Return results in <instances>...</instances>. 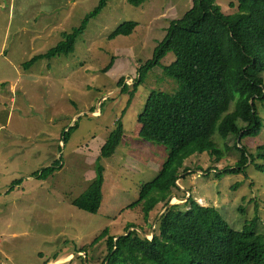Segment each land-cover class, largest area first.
<instances>
[{"label": "rangeland", "instance_id": "obj_1", "mask_svg": "<svg viewBox=\"0 0 264 264\" xmlns=\"http://www.w3.org/2000/svg\"><path fill=\"white\" fill-rule=\"evenodd\" d=\"M99 1L0 0V264H66L106 229L121 237L130 225L151 239L164 211L158 205L146 222L142 206L129 208L138 202L140 187L161 173L171 152L142 140L139 115L150 93L176 95L182 89L156 67L128 103L141 66L153 58L172 21L189 11L193 0H144L141 5L111 0L89 22L71 54L22 67L61 42L63 33L79 28ZM216 3L226 16L237 12L236 0ZM127 22L137 24L135 32L112 37ZM32 29L40 34L27 33ZM179 61L177 53H170L161 64L171 68ZM257 106L263 127L242 144L257 164H264V155H259L264 150L258 151L264 146V102ZM119 119L125 125L122 143L112 158L100 163L106 168L104 202L97 214L79 210L73 201L95 179L100 150ZM75 123L66 143L65 133ZM214 141L230 150L219 162L208 153L188 159L185 168L190 171L177 181L179 190L170 203L182 204L192 196L217 208L235 230L259 216L256 231L264 237V173L251 162L236 174L206 173L235 167L240 159L234 136L224 140L216 132ZM56 162L62 168L47 179L37 175ZM106 242L86 249L70 264L104 263Z\"/></svg>", "mask_w": 264, "mask_h": 264}, {"label": "trees", "instance_id": "obj_2", "mask_svg": "<svg viewBox=\"0 0 264 264\" xmlns=\"http://www.w3.org/2000/svg\"><path fill=\"white\" fill-rule=\"evenodd\" d=\"M110 1L100 0L79 28L63 33L61 42L46 53L34 56L22 67L29 69L38 61L71 54L89 22L98 17ZM129 1L136 5L144 2ZM236 1L237 12L226 16L216 0H193L189 11L181 19L172 21L153 58L140 68L129 105L139 85L156 67H162L182 89L176 95L165 91L150 93L139 115L142 140L171 150L161 173L140 187L138 202L129 207L142 206L146 222L158 205L165 208L170 204L174 190H179L177 181L190 171L185 168L188 159L205 153L216 162L224 158L230 148L223 150L218 146L214 141L216 132L224 140L235 137L240 159L235 167L221 171L212 168L206 173L215 170L216 175L236 174L245 170L250 162L264 173V164H257L242 144L245 137L257 136L263 127L257 102H264V0ZM232 6L236 5L232 3ZM136 27V23L127 22L112 37L132 35ZM170 53L180 56V61L171 68L161 64ZM124 83L122 81L121 85ZM128 89L127 85L124 90ZM76 126L75 123L66 131V143ZM124 135L125 125L119 119L100 150L95 179L73 201L79 210L90 214L100 210L106 172L100 163L116 154ZM263 150L264 146L258 147L259 152ZM259 155L263 156L264 152ZM61 168L56 162L37 175L45 180ZM259 222V216H255L241 230H235L217 208L203 206L190 196L185 203L172 205L165 211L152 240L145 239L137 229L129 234L131 229L137 228L135 225L127 227L126 234L118 241V237L106 229L90 246L76 253H85L86 249L106 240L109 255L102 264H264V237L256 231Z\"/></svg>", "mask_w": 264, "mask_h": 264}, {"label": "water", "instance_id": "obj_3", "mask_svg": "<svg viewBox=\"0 0 264 264\" xmlns=\"http://www.w3.org/2000/svg\"><path fill=\"white\" fill-rule=\"evenodd\" d=\"M179 200L183 201V200H185V199H179ZM172 205H173V204L170 203L168 206H166V207L164 208V211H163V212L159 215V217L157 218L156 224H157L158 221L161 219V216L165 213V211H167ZM132 231H134V228L130 230L129 234H130ZM138 231L141 232V233L143 234V237H144L145 239H148L147 235L144 234L140 229H138ZM120 238H121V237H118L117 241H118ZM153 238H154V231L152 232V238H151L150 240H152ZM81 255H82V254H78L76 257H72V259L66 261L65 263H66V264H70V263L72 262L73 259L81 258ZM84 258H86V257H84ZM86 263H87V262H86ZM49 264H61V263H58V262H55V263H54V262H51V263H49ZM107 264H108V263H107Z\"/></svg>", "mask_w": 264, "mask_h": 264}, {"label": "crops", "instance_id": "obj_4", "mask_svg": "<svg viewBox=\"0 0 264 264\" xmlns=\"http://www.w3.org/2000/svg\"><path fill=\"white\" fill-rule=\"evenodd\" d=\"M39 29V28H38ZM38 29H32V31H28L27 33H30L31 32V34H35V33H37L36 35H38V34H40V31L38 30ZM25 31H26V29H24ZM41 33H42V31H41ZM36 35H34V36H36ZM73 119H75V117L73 118ZM62 144V143H61Z\"/></svg>", "mask_w": 264, "mask_h": 264}, {"label": "bare ground", "instance_id": "obj_5", "mask_svg": "<svg viewBox=\"0 0 264 264\" xmlns=\"http://www.w3.org/2000/svg\"><path fill=\"white\" fill-rule=\"evenodd\" d=\"M174 201H175V202H177V201H178V199H174ZM58 263H60V262H58Z\"/></svg>", "mask_w": 264, "mask_h": 264}]
</instances>
